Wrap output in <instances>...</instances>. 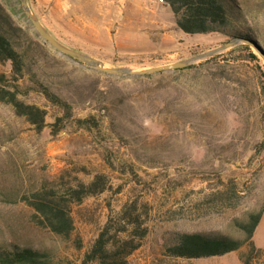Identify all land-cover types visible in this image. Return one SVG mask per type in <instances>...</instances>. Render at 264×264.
I'll return each mask as SVG.
<instances>
[{"label":"rangeland","instance_id":"rangeland-1","mask_svg":"<svg viewBox=\"0 0 264 264\" xmlns=\"http://www.w3.org/2000/svg\"><path fill=\"white\" fill-rule=\"evenodd\" d=\"M164 2L30 0L53 37L111 68L169 65L234 39L184 33ZM0 3L35 43L30 66L38 78L72 104L75 118L105 117L93 132L72 122L58 134L50 126L38 133L0 103V246L42 248L55 264H82L108 219L137 201L149 211V235L131 264H241L240 252L186 260L165 256L164 247L178 233L242 238L237 222L263 208L264 61L238 46L183 73L111 77L45 44L19 0ZM238 6L264 49V0H238ZM10 72V64L0 63V75ZM33 87L23 100L46 109L53 124L60 110ZM106 106L110 114H99ZM65 172L86 180L103 173L113 187L72 206L69 239L39 227L23 202ZM254 241L264 249V216Z\"/></svg>","mask_w":264,"mask_h":264},{"label":"trees","instance_id":"trees-1","mask_svg":"<svg viewBox=\"0 0 264 264\" xmlns=\"http://www.w3.org/2000/svg\"><path fill=\"white\" fill-rule=\"evenodd\" d=\"M167 2L177 18L178 27L186 34L223 33L234 39L248 40L260 47L258 41L246 29L247 21L243 10L238 6V0ZM21 12L24 14L23 9ZM20 39L24 42L18 41ZM33 46L35 43L31 41L30 36L15 24L11 14L0 3V63L11 65L10 75H0V103L11 106L14 113L24 118L38 133L50 126L52 133L58 134L72 122L81 130H100L105 117L99 118L90 114L85 118H75L72 104L38 78L30 66ZM244 48L252 51L248 46ZM252 52L250 58L257 61L258 57ZM199 67L200 65H193L175 73ZM30 85L34 86L32 90L60 110L61 114L56 116L53 124H47L49 113L46 109L23 100V97L30 94ZM103 111L110 114V107L102 108L99 114ZM111 124L113 126L114 122ZM86 175L90 179L65 172L58 179L47 181L38 190L24 196L23 202L33 211L39 227L63 238L72 237L75 230L71 216L72 206L81 205L85 200L103 195L113 188L111 180L103 173ZM148 216L149 211L145 205L139 207L137 201L127 202L118 213L108 219L86 252L82 264H131L130 258L143 247V242L149 235ZM263 216L264 206L258 212H249L245 220L237 222L242 238L224 236L216 232L178 233L172 243L164 245L165 256L199 260L240 252L242 264H264V249L258 248L254 241L255 232ZM0 264L55 263L46 249L10 244L7 247L0 246Z\"/></svg>","mask_w":264,"mask_h":264},{"label":"water","instance_id":"water-1","mask_svg":"<svg viewBox=\"0 0 264 264\" xmlns=\"http://www.w3.org/2000/svg\"><path fill=\"white\" fill-rule=\"evenodd\" d=\"M23 12L28 18L31 26L36 31V33L40 36V38L44 41L45 44L50 45L52 48H54L59 53L69 57L70 59L83 63L88 65L92 70L104 74L111 77L116 78H126V77H147L151 75H157V74H163V73H172L178 70H184L188 69L189 67L208 60L210 58H213L229 49L238 47V46H248L252 49V51L257 54L263 61H264V50L249 42L248 40L235 38L231 41L225 43L219 48H216L214 50L208 51L206 53H202L199 55H196L190 59L183 60L177 63L164 65L160 67L150 68V69H144V70H132L129 68H111L104 66L100 61L97 59L85 55L81 52H78L76 50H73L66 45L62 44L60 41H58L55 37L52 36V34L45 28V26L41 23L40 19L36 15V13L33 11L31 7L30 0H19Z\"/></svg>","mask_w":264,"mask_h":264},{"label":"built area","instance_id":"built-area-1","mask_svg":"<svg viewBox=\"0 0 264 264\" xmlns=\"http://www.w3.org/2000/svg\"><path fill=\"white\" fill-rule=\"evenodd\" d=\"M123 1L134 3V2H136L138 0H123ZM159 2H160V4H165L164 0H159Z\"/></svg>","mask_w":264,"mask_h":264},{"label":"crops","instance_id":"crops-1","mask_svg":"<svg viewBox=\"0 0 264 264\" xmlns=\"http://www.w3.org/2000/svg\"><path fill=\"white\" fill-rule=\"evenodd\" d=\"M236 253V252H235ZM239 258V257H238ZM239 260H240V258H239ZM241 262V261H240ZM242 264V263H241Z\"/></svg>","mask_w":264,"mask_h":264}]
</instances>
